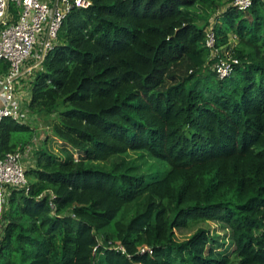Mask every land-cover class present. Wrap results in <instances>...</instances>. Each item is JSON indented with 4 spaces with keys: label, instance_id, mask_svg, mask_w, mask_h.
Listing matches in <instances>:
<instances>
[{
    "label": "trees",
    "instance_id": "16d2710c",
    "mask_svg": "<svg viewBox=\"0 0 264 264\" xmlns=\"http://www.w3.org/2000/svg\"><path fill=\"white\" fill-rule=\"evenodd\" d=\"M91 1L31 79L30 115L52 131L29 193L9 197L0 264H264V0ZM32 132L4 119L0 156ZM129 152L167 171L142 173ZM206 222L228 226L230 254L203 228L176 241Z\"/></svg>",
    "mask_w": 264,
    "mask_h": 264
},
{
    "label": "built area",
    "instance_id": "2783aa9c",
    "mask_svg": "<svg viewBox=\"0 0 264 264\" xmlns=\"http://www.w3.org/2000/svg\"><path fill=\"white\" fill-rule=\"evenodd\" d=\"M253 1L234 0L233 6L246 11ZM11 5L19 10L17 15L11 12ZM91 5V0H0V61L9 63V70L0 76V124L6 118L27 124L39 122L19 97L20 83L32 78L58 45L59 32L72 10L87 9ZM206 46L218 53L212 29L207 33ZM237 63V59H221L215 70L225 79L233 72L232 64ZM32 118L35 119L32 121ZM24 156L25 152L20 150L0 156V238L1 220L11 193L30 191Z\"/></svg>",
    "mask_w": 264,
    "mask_h": 264
},
{
    "label": "rangeland",
    "instance_id": "374dc122",
    "mask_svg": "<svg viewBox=\"0 0 264 264\" xmlns=\"http://www.w3.org/2000/svg\"><path fill=\"white\" fill-rule=\"evenodd\" d=\"M52 1H55V0H51V2ZM10 10L12 13L16 15L19 13V10H17L14 5L10 6ZM23 82L24 80H22L20 84L22 85ZM20 88L18 91H20ZM33 119L35 118H32V121ZM45 128L48 130L47 126H45ZM46 129L43 130L42 132L40 131V134L42 137L41 140H39L40 142L38 144V146L40 147L42 146L43 140H45V136L47 133ZM23 136H24V140L33 141V138H34L33 132L26 133ZM49 147L52 151L58 152V154H61V153L65 154L64 151L60 148V146L57 144L55 140H50ZM124 159L129 165L135 166L136 168L139 169V171L147 175H152L155 177H162L167 171V165L153 160L147 154H138L135 152H129L124 156ZM201 228L209 232L211 236L210 244L216 251L221 252L222 254H230L232 252V250L234 249V246L232 243L231 230L228 228L227 225L223 223H219V222H206V223H201L200 225L194 228H190V229H177L175 231V239L178 242L188 240L198 229H201Z\"/></svg>",
    "mask_w": 264,
    "mask_h": 264
},
{
    "label": "crops",
    "instance_id": "0c3cea01",
    "mask_svg": "<svg viewBox=\"0 0 264 264\" xmlns=\"http://www.w3.org/2000/svg\"><path fill=\"white\" fill-rule=\"evenodd\" d=\"M31 79L32 78L26 79V82L24 80L22 85H20V87H22V88H20L19 97L21 98V100H24L25 107H28L29 101L31 99V94H30ZM41 122L40 121L39 122H32L30 124L32 126V128L34 129V138H33V141L30 143V145H28L26 150H25L26 155L24 156L23 164H24V167L26 168V170H29L30 168H34L36 165V152L38 149L41 148L40 146H38V144L40 142L39 140H41V138H42L40 131L42 132L43 130H45L46 129L45 126L48 127V130L46 129L47 133L45 136V140L48 136H50L51 131H52L50 125H48L44 122H42V123ZM45 140H43L42 146H43Z\"/></svg>",
    "mask_w": 264,
    "mask_h": 264
},
{
    "label": "water",
    "instance_id": "95a60500",
    "mask_svg": "<svg viewBox=\"0 0 264 264\" xmlns=\"http://www.w3.org/2000/svg\"><path fill=\"white\" fill-rule=\"evenodd\" d=\"M2 236H4V234H2Z\"/></svg>",
    "mask_w": 264,
    "mask_h": 264
}]
</instances>
